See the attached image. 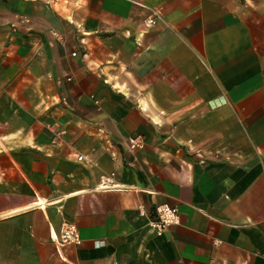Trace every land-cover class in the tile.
<instances>
[{"label":"crops","instance_id":"1","mask_svg":"<svg viewBox=\"0 0 264 264\" xmlns=\"http://www.w3.org/2000/svg\"><path fill=\"white\" fill-rule=\"evenodd\" d=\"M0 264H264V0H0Z\"/></svg>","mask_w":264,"mask_h":264},{"label":"built area","instance_id":"2","mask_svg":"<svg viewBox=\"0 0 264 264\" xmlns=\"http://www.w3.org/2000/svg\"><path fill=\"white\" fill-rule=\"evenodd\" d=\"M160 13L158 11L152 12L144 19V25L146 28L154 26ZM25 21H27L25 19ZM142 141L139 138H133L130 140L131 147L141 146ZM84 159V156H77V160ZM138 210L142 211V206H138ZM179 223L178 211L175 206L169 204H159L155 206L153 215L149 220L148 224L158 236L162 235L166 228ZM80 237L77 227L73 223H64L61 228L59 236V242L65 244H79Z\"/></svg>","mask_w":264,"mask_h":264}]
</instances>
